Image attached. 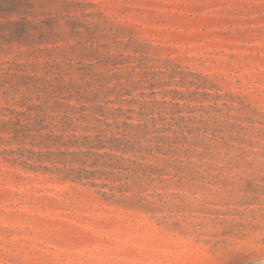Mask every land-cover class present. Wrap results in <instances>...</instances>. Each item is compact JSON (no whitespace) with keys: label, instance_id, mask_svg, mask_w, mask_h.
Returning <instances> with one entry per match:
<instances>
[{"label":"rangeland","instance_id":"rangeland-1","mask_svg":"<svg viewBox=\"0 0 264 264\" xmlns=\"http://www.w3.org/2000/svg\"><path fill=\"white\" fill-rule=\"evenodd\" d=\"M0 15V264H258L264 0H25Z\"/></svg>","mask_w":264,"mask_h":264},{"label":"trees","instance_id":"trees-1","mask_svg":"<svg viewBox=\"0 0 264 264\" xmlns=\"http://www.w3.org/2000/svg\"><path fill=\"white\" fill-rule=\"evenodd\" d=\"M24 1L25 0H0V15H10L13 13L20 12L22 10V7L25 6ZM6 37H9V40L27 38L23 35V31L19 32L18 30H13L7 34L0 33V39Z\"/></svg>","mask_w":264,"mask_h":264},{"label":"clouds","instance_id":"clouds-1","mask_svg":"<svg viewBox=\"0 0 264 264\" xmlns=\"http://www.w3.org/2000/svg\"><path fill=\"white\" fill-rule=\"evenodd\" d=\"M257 260H258V264H264V246H261L258 249V257H257Z\"/></svg>","mask_w":264,"mask_h":264}]
</instances>
